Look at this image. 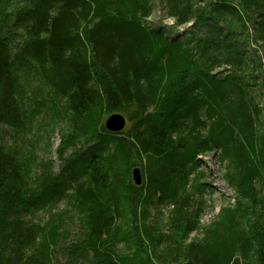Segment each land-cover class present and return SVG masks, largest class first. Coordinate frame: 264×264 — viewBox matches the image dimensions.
I'll list each match as a JSON object with an SVG mask.
<instances>
[{
  "label": "trees",
  "instance_id": "obj_1",
  "mask_svg": "<svg viewBox=\"0 0 264 264\" xmlns=\"http://www.w3.org/2000/svg\"><path fill=\"white\" fill-rule=\"evenodd\" d=\"M161 1L181 34L154 0H0V264H264V0ZM211 154L236 205L203 227Z\"/></svg>",
  "mask_w": 264,
  "mask_h": 264
},
{
  "label": "rangeland",
  "instance_id": "obj_2",
  "mask_svg": "<svg viewBox=\"0 0 264 264\" xmlns=\"http://www.w3.org/2000/svg\"><path fill=\"white\" fill-rule=\"evenodd\" d=\"M155 4V13L154 15L149 19L153 24L158 25L159 23H162L163 26H166L168 28L174 27L176 29L175 32L171 33L172 36H175V34H181L185 28H176L175 22L172 19H169L165 16V10H164V4L161 0H154ZM17 5V3H16ZM17 9V7H16ZM12 11V10H11ZM251 27V26H250ZM167 30L171 32L170 29ZM4 35H7L6 29L1 28L0 26V37H3ZM249 47L252 49H257L259 47L256 46L254 43L250 44ZM261 98V97H260ZM261 103V99H258ZM122 114L127 119V113H119ZM106 120V119H105ZM130 128V125L128 124L126 129L128 130ZM259 129L260 132H264V116L261 118V121L259 122ZM51 137L49 140L46 138L44 139L43 143H37L35 144V152L38 154V157L43 161L51 160L54 163V171L58 172L62 165L61 161L58 158V147L61 143V138L59 132H56L55 134H51ZM70 154L72 151H69ZM141 169V167H139ZM142 170V169H141ZM201 171L205 173V179L202 181L206 187V194H205V200H206V206L204 213L201 218V225L203 227H210L213 225L216 221L222 218L220 216L221 211L223 209H226L228 207H234L236 205L235 202V194L230 188L228 187L224 175L226 171V165L222 164L220 161L219 155H205L202 158L201 162ZM143 173V172H142ZM173 206L172 205H165L160 208V214L157 212V210L154 208L150 212V217L148 220V223H158L159 228L163 233H166L169 231V222L172 215ZM67 211L66 206L64 203H61L57 210L54 211V213L63 214L64 217V228L68 230V236L65 237V239L62 240L61 244L62 246L69 245L75 239L77 238V231L80 229V223L69 221L68 217L71 216L68 214H65ZM74 220L76 219V214L73 215ZM51 218V215H42L41 221L47 222L48 219ZM36 220H39L38 218ZM204 236V229L200 230L199 232L193 233L190 237V241L193 240H200ZM119 252L122 254H129V251L125 249V246L121 245L119 247ZM63 253V252H62ZM60 253L61 255V261H66V256L64 254Z\"/></svg>",
  "mask_w": 264,
  "mask_h": 264
},
{
  "label": "water",
  "instance_id": "obj_3",
  "mask_svg": "<svg viewBox=\"0 0 264 264\" xmlns=\"http://www.w3.org/2000/svg\"><path fill=\"white\" fill-rule=\"evenodd\" d=\"M128 125L127 119L119 113L110 115L104 121L105 129L110 133H120L123 132ZM132 181L136 186H142L143 184V174L139 167H136L131 172Z\"/></svg>",
  "mask_w": 264,
  "mask_h": 264
}]
</instances>
